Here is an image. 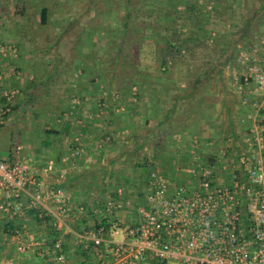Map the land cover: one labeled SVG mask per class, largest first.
Here are the masks:
<instances>
[{
    "label": "rangeland",
    "instance_id": "374dc122",
    "mask_svg": "<svg viewBox=\"0 0 264 264\" xmlns=\"http://www.w3.org/2000/svg\"><path fill=\"white\" fill-rule=\"evenodd\" d=\"M132 1L135 3L134 6L145 11L146 16L138 18L143 21H140V26L144 28L149 21L151 9H154L151 3L156 0ZM192 2L196 3L193 16L197 15L196 17L203 21L207 33L210 32L205 41L206 45L197 49L192 55L177 58L176 64L167 68L161 67L156 46L143 43L138 49V44H131V40L122 38L121 16L125 12V0H10V5L7 4L14 12L25 11L26 23L31 29L26 42L36 47L33 49H38V52L33 51L36 55L35 60L40 58L38 61H41L42 53L39 52L51 47V51L43 55L47 57L43 64L45 67L43 76L47 77L48 72L52 75L47 85L38 83L41 87L37 86L32 99H27L26 93L22 91L13 94L12 103L9 105L10 112L4 114L6 98V101L0 103V160H10L11 155L16 154L18 148L23 149L22 153L26 154L25 148L27 146L29 148L30 142L33 144L32 149L40 150L35 154L44 155L45 149L42 143L48 141L49 135L50 137L59 135L49 131L62 128L64 133L49 143L58 145L62 149L65 146V154L56 158L59 159L57 165L58 169L61 168L58 170L61 175L72 174L78 178L74 179L73 183L70 182L72 183L70 188H63L70 195L73 208L67 222L76 231L97 229V225L104 219L135 222L138 216H141V196L150 169L157 168L169 173V178H173L175 174L179 175L175 167L180 165V156L185 154L180 144L185 140L183 134L186 135V139H196L202 145L209 146L208 142H204V139L195 133L182 132L172 135L168 130H158L157 133H153L150 119L146 120L145 113L144 119L140 118L142 120L136 122L139 127L147 126L149 130L147 134L145 131H138L134 135L129 127L112 130L115 126L111 123H116L120 118L127 116L128 108L125 102L116 106L109 105L116 114L113 118L119 116V119H113L110 124L111 119L97 116L93 106L90 110V103L98 104L100 100L109 99L111 104L113 97L118 95L108 92L110 76L106 73L114 63L113 58L117 56L115 44L122 39H124L122 57L126 55L127 58L126 63L122 58V62L117 65L116 74H120L122 78L117 79L116 83L120 85L122 83L125 87L127 83L129 84L131 79H128V76L132 72L130 63L137 61L143 74L140 81L137 80L133 84L132 92L140 91L143 87V79H162L168 82L183 79L179 80L180 90L189 91V84L193 82L200 93L207 94L208 99L205 104L212 107L213 113L209 116V120L212 119L211 123L215 128L217 126V131H221L222 134L223 130L228 131V128L245 131L246 127L252 124V119L255 118L252 114L253 108L250 105L243 106L238 87L236 89L235 85L240 82L245 70V66L238 62L241 53L246 52L253 57L256 56L259 61L258 66L264 69V57L261 60L262 47H264L262 46L264 45V0H192ZM134 6L130 7L133 9ZM43 8L49 10L48 23L45 26L41 25ZM179 10L184 12L186 8L180 6ZM75 20L77 24L71 25ZM248 21H251L250 25ZM190 24L191 21H187L186 27ZM67 27L70 28L65 30ZM93 29L98 30L88 39L86 34L94 31ZM81 31L84 36L83 42L79 43L77 38ZM13 54L12 52L11 55ZM104 58L111 61L106 63L105 66H109L106 69L105 66L100 68L99 63ZM41 71L42 67L37 66L35 75L40 77ZM184 79H188L189 82L185 83ZM115 86L118 88L117 85ZM124 86L120 90L124 89ZM75 99L79 100L80 104L74 105ZM15 100L19 104L17 109L14 108ZM114 101L116 102L113 104L119 102ZM73 105L77 108L72 109ZM114 106H122L124 109L116 112ZM242 107L247 110L246 113L242 112ZM225 109H230L231 113L227 115ZM70 111L74 113L71 115ZM183 120L178 118V123ZM173 121L176 120L171 118L167 122L172 124ZM152 122L155 123L153 119L151 124ZM138 126L136 124L135 128L139 129ZM109 132L120 134L108 141L106 138ZM227 137L231 139L228 134ZM240 139L242 140L241 136ZM77 140L82 143L81 146L77 144L82 150L79 156L74 155L77 148H74V143L75 141L78 143ZM212 143V148L203 149L204 155H212L214 151L231 148L230 156H233L235 150L243 149L244 145L235 147L226 143L219 145ZM55 171L57 170L53 168L51 172L54 177L57 175L53 173ZM78 174L82 177H78ZM52 184L53 181L48 182V185ZM118 188L124 189L125 199L131 204L120 210L107 211L104 203L110 196H114ZM73 189L81 193L80 197L75 196L77 202L70 194ZM82 205L89 211L78 216L74 208ZM74 236L72 242L70 241L73 248L72 257L67 264L96 262L97 257L93 252L95 244L82 243ZM123 238L122 233L116 236L118 241Z\"/></svg>",
    "mask_w": 264,
    "mask_h": 264
},
{
    "label": "built area",
    "instance_id": "2783aa9c",
    "mask_svg": "<svg viewBox=\"0 0 264 264\" xmlns=\"http://www.w3.org/2000/svg\"><path fill=\"white\" fill-rule=\"evenodd\" d=\"M8 50L2 47L1 53L9 54ZM238 62L245 66L238 83L240 97L253 108L255 117L243 149H236L233 156L231 148L204 155L203 149L212 148L213 143L206 147L196 139L181 142L186 155L180 156L181 163L175 167L179 175L169 178V173L157 168L148 173L141 216L135 222L115 219L109 221L110 230H70L66 226L73 211L70 195L63 188L50 187L37 166L21 156V148L16 160H0V212L15 222L37 212L60 234L54 240H29L24 227L16 226L9 233L16 250L27 254L43 248L52 261L64 264L63 236L71 233L82 243L95 244L97 261L84 264H264V69L256 56L246 52ZM13 96L5 95L4 114L11 111ZM116 96L117 100L120 96ZM107 101L100 100L95 106L97 116L105 117L112 110ZM74 102L80 104L77 99ZM74 105L72 109L77 108ZM119 134L109 132L106 139L111 141ZM77 144L82 143H74V155L79 156L82 150ZM54 167L50 162L41 172ZM128 204L124 189L118 188L105 206L111 211ZM74 210L80 215L87 212L83 205ZM121 233L123 240H116Z\"/></svg>",
    "mask_w": 264,
    "mask_h": 264
},
{
    "label": "crops",
    "instance_id": "0c3cea01",
    "mask_svg": "<svg viewBox=\"0 0 264 264\" xmlns=\"http://www.w3.org/2000/svg\"><path fill=\"white\" fill-rule=\"evenodd\" d=\"M9 2L10 0H0V56H1L0 57V103L6 101L5 95L7 93L18 94L21 91L26 93L27 99H31L29 93L36 91V89L38 88L37 86H40L38 85V83L47 85L50 81V73H51L48 72L47 77L43 76L45 69L43 64L45 58H47L44 57L43 55L45 53L50 52L51 47L48 48V50L42 49V51L39 52L42 53V55H40V57L42 58L41 61H38V59L40 60V58H36L37 61L35 60L36 55L33 54V51L36 50V52H38V49H33L36 47L34 45H31V43H28L29 44L28 45L26 42L28 40L27 37L30 34V30H31L28 27V23H26L27 15L25 14V11L24 12L17 10L15 12L12 11V9L8 6L10 5ZM41 25L45 26V24H42V22ZM5 45L11 49L9 51L10 55L7 54L5 55L1 53V48L5 47ZM262 48L263 51L261 53V60L264 57V47ZM12 52L15 55L14 54L11 55ZM41 63L43 66L41 65ZM37 66L38 68L39 66L42 67V71H41L42 74L40 75V77L35 75L36 74L35 69L37 68ZM179 80H183V79H176V81H169V82L167 80L163 81L162 79H143L142 80L143 87L138 92L139 94L137 93L139 95V99L134 98L133 93H131L130 96H125V94L123 96H120L118 98L120 100L117 99V101L119 102H117L116 104H113L116 102L114 101L116 100L115 97H113L114 99L113 101H111L113 102L111 103V105H115V106L117 104H121V103L123 104L124 102L127 104L129 109L126 112L127 116L123 117L124 120H122L123 118L119 119L118 116L116 118L119 120H117L116 123H111L113 119L116 120V118H113V116H116V114L112 113L113 114L112 115L111 111H109V113L105 115V117H103L102 119H111V121H109V124L111 123L112 125L115 126L114 129L112 130L115 129L119 130L124 127H129L134 135L138 131L139 132L145 131V133L147 134L149 132L147 126L139 127L138 123L136 122L138 120H142L140 118H143L145 113L147 114L146 120L149 121L150 119V125L152 126L151 131L153 133L154 132L157 133L158 130L171 131L172 135L174 133L176 134L182 132L187 134L195 133V134H199L204 139V142H208L209 144L206 143L208 145L214 142L215 145L226 143V144H230V146H235V147H238L239 145L242 146V144L244 143L243 141H245L247 138L246 135L248 134L247 131L248 127H246L245 131H239L236 129L228 128V131L223 130V134L221 133V131L220 132L217 131L218 130L217 126L215 128L214 125L211 123L212 119L209 120V116H211L213 113H212V107L209 104H205V101L208 99L207 94H205L204 92L200 93L199 90L197 89V86L193 82L189 84L190 85L189 91L180 90ZM184 81L185 83H187V81L189 82L188 79H184ZM238 83L239 82H237L235 85L236 89L238 87ZM96 104L90 103V110H92L93 107L95 108ZM137 105H139L138 108ZM14 106L15 109L19 107L17 100L14 101ZM243 106L247 107L245 105ZM244 107H242V112L246 113L247 110ZM130 109L133 110L131 111ZM225 110L227 112V115L231 113L230 109H225ZM214 115H216V113H214ZM171 118L173 120L174 119L176 120L173 121L172 124H170V122H167L171 120ZM178 118H183L184 119L183 122L178 123ZM152 119L153 121H155V123L152 122L151 124ZM136 124L139 129L135 128ZM55 131H57L59 134L57 136H60L62 135V133H64L62 128L57 129ZM227 134L230 135L231 139L227 137ZM183 135H182L183 138L185 140H188L185 137L186 135L185 134ZM57 136L50 137L49 135L48 141L42 143L45 149L43 153L44 155L35 154L40 152V150L32 149L33 144L31 142L29 143V148L28 146L27 148H25V151L27 152L26 154L22 153L23 149L21 150V156L23 158H29L31 162L37 166L38 170L40 171V173H42L44 179L47 181V184L48 182L49 183H51L52 181L54 182V184L49 185L50 187H56L57 185L61 187V185L63 184L68 185L70 184V182H73L74 179L76 180L78 179L74 177V175L72 174L65 175L66 173H62L61 175V173L58 171L61 170V168L59 167L60 169H58L57 161H59V159L56 158L63 156L66 150H65V146L62 149L58 145L56 146L55 144L49 143ZM240 136L242 137V140L240 139ZM17 154H18V150L16 154L11 155L10 160L11 161L16 160ZM50 162H54L56 165L54 169L57 171L53 172L57 174L55 177L52 176L51 174L52 171L48 173L41 172L42 168H44L46 164ZM79 176L80 175L78 174V177ZM80 177H82V175ZM72 191L75 193H71ZM71 192L70 194L72 196V199H74V201L77 202L75 196H79L81 193H79V191H76L74 189L71 190ZM77 215L80 216V214ZM6 226L8 228L7 231L9 233L16 226H20V227L23 226L24 230L27 233V238L29 240H34V239L54 240L55 238H58L60 235L59 233H55L51 229L49 222H44L43 220H41L37 212H33V213L31 212L27 218L25 217V219H20L17 222L10 220L9 217L5 216L0 212V264H59L52 261L49 257H47V254H45L43 248L41 250L40 248H35L29 251L27 254L19 253L16 250L15 245L11 241L9 233H6L5 230L3 229ZM66 226H68L69 229L71 227V225L67 221H66ZM73 236L74 235L71 233L69 235L63 236V240L65 241V250H66L65 253L67 255V260L64 264H67L72 257L73 248H71L72 246L70 241L73 238ZM90 253L93 254L92 252Z\"/></svg>",
    "mask_w": 264,
    "mask_h": 264
},
{
    "label": "trees",
    "instance_id": "16d2710c",
    "mask_svg": "<svg viewBox=\"0 0 264 264\" xmlns=\"http://www.w3.org/2000/svg\"><path fill=\"white\" fill-rule=\"evenodd\" d=\"M126 6H125V12H123V15L121 16L123 18V25L120 30V33L122 34V38H127L128 40H131V44H138V49L141 44L143 43H151L157 48V52L159 55V62L161 67L167 68L173 64H176L177 58L181 56L186 55H192L194 52L199 49L203 48L206 45L208 34L207 30L203 27V21L196 16H193L195 10H196V3L192 2V0H156L153 4L151 3V6H153L154 9H151L149 14V21H147L144 28H142L140 25V18L141 16H146L144 13L145 11H142V8L134 6L135 3L132 0H125ZM150 4V3H148ZM130 6H134L133 9ZM180 6H184L186 8V11H180ZM49 18V10L47 8H43L41 11V22L42 24H47ZM150 19H153V21H150ZM160 20V21H159ZM198 20V21H197ZM191 21V24L186 27V22ZM143 22V21H141ZM251 22V21H250ZM250 22L247 23L250 25ZM72 24H77V20H75ZM91 27V26H90ZM70 28V27H69ZM68 27L65 30L69 29ZM184 28H186V31L184 32ZM87 33V37L89 39L90 35H94L96 30ZM201 32L203 34H201ZM146 34V35H145ZM149 34V35H147ZM83 32L81 31L77 42L81 43L83 42ZM156 36L157 38H155ZM86 37V40H87ZM99 39V37H98ZM123 44L124 39L121 40V42L115 44L117 45V56L113 58V62L111 64L110 70L107 71V75L110 76L109 79V86H108V92H114L118 93V95H124L130 96L131 93H133V97L136 99H139V93L132 92L135 84L139 79H141V74H143L140 71V66L137 63V61L130 63V70H132L130 76H128V79H131L129 84L127 83V86L125 87L122 83H116L117 79H121L120 74H116L117 65L119 63L123 62L126 63L125 56L122 57L123 52ZM123 58V59H122ZM110 59L104 58L100 60V68H103L107 62ZM123 63V64H124ZM106 67L109 66H105ZM167 70V69H166ZM165 70V72H166ZM52 75V74H51ZM50 75V78H51ZM117 85L118 88L115 86ZM129 85V86H128ZM124 86V89L120 90ZM129 87V88H128ZM125 90V91H124ZM29 93V92H28ZM30 98L32 99L35 94L34 91L32 93H29ZM129 109V107L127 106ZM126 109V110H128ZM131 111L133 109H130ZM113 109L111 110V114L113 113ZM49 133H56L57 131H49ZM152 168L150 169V171ZM149 171V172H150ZM73 183V182H72ZM72 183L68 185H61L60 188H70ZM57 185L54 188H58ZM105 204V203H104ZM87 209V208H86ZM89 211V210H87ZM33 213V212H32ZM9 224V223H8ZM7 224V225H8ZM105 227L107 230H110L112 225L109 223V219H104L100 224L97 225V229ZM16 228V227H15ZM14 228V229H15ZM6 233H9L7 230V226L3 228ZM13 229V230H14ZM86 251H84L85 254Z\"/></svg>",
    "mask_w": 264,
    "mask_h": 264
}]
</instances>
